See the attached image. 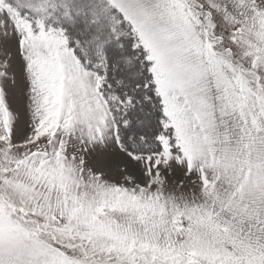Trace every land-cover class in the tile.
Masks as SVG:
<instances>
[{"label": "snow or ice", "instance_id": "obj_1", "mask_svg": "<svg viewBox=\"0 0 264 264\" xmlns=\"http://www.w3.org/2000/svg\"><path fill=\"white\" fill-rule=\"evenodd\" d=\"M0 264H264V0H0Z\"/></svg>", "mask_w": 264, "mask_h": 264}]
</instances>
